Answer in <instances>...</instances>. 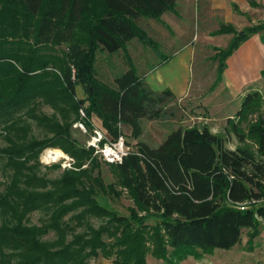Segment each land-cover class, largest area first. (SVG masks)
Instances as JSON below:
<instances>
[{
    "label": "trees",
    "instance_id": "16d2710c",
    "mask_svg": "<svg viewBox=\"0 0 264 264\" xmlns=\"http://www.w3.org/2000/svg\"><path fill=\"white\" fill-rule=\"evenodd\" d=\"M176 1L0 0V137L6 143L0 160L8 171L0 190V264H91L97 258L147 264L149 257L178 264L198 251L232 249L243 229L250 230L249 243L259 235L264 117L248 123L246 133L233 121L259 111L258 91L245 92L227 120L239 142L248 137L255 149L225 148L207 127H178L156 147L138 141L121 163L103 162L114 179L105 183L94 149L72 137L80 108L89 129L95 116L112 140L122 134L119 125L137 138L142 118L162 116V104L174 95L147 87L126 52L127 70L112 85L96 77L94 64L99 48L114 53L133 38L163 57L140 20L160 21ZM230 33L228 47L214 56L220 62L214 83L242 42L255 33L264 40V23L240 32L220 23L215 34ZM40 105L52 112H40ZM46 148L73 158V169L55 178L41 174L42 166L60 168L39 161ZM123 189L133 203L127 215L106 203ZM34 213L38 222L30 219Z\"/></svg>",
    "mask_w": 264,
    "mask_h": 264
},
{
    "label": "rangeland",
    "instance_id": "374dc122",
    "mask_svg": "<svg viewBox=\"0 0 264 264\" xmlns=\"http://www.w3.org/2000/svg\"><path fill=\"white\" fill-rule=\"evenodd\" d=\"M247 0L243 5H236V10L232 7L233 23L230 24L236 32H240L243 29L248 27H253L264 23V0ZM203 3L198 0L193 3H186L184 6H181V10L186 13L185 27L187 28V38L193 39V45L190 49L192 56V63L190 69L191 82L197 84L196 87L190 91L189 94L183 96L182 98H167L162 104V116L157 119H147L142 118L140 120L141 133L136 138L133 136L131 129L127 126H121V133L125 137L127 143L135 149V145L138 141H142L149 146L155 147L169 134L170 131L178 127H192L196 126L199 128L207 127L213 134L222 137L223 144L225 148L234 149L239 146H248L251 149H255L252 141L246 137L243 143H240L238 138L232 132L230 126L227 123L229 118H233L236 113V108H238L239 100L236 98H228L227 91H223L221 94H224L225 98L231 100V106L227 109L228 113L222 118L214 119L212 112L214 111V105L216 97L214 93L219 91V83H212L213 80L217 79V69L220 62L214 60V56L218 51L225 50L230 41L232 40L234 33L223 34L229 35L230 41L225 43L220 47H211L210 40L203 34V21L205 24H209V27L215 25V23L225 20L228 17V11L230 10V5H226L225 8H221L216 12H209L208 17L201 15L203 11ZM212 13H215L212 15ZM195 16V18H194ZM206 18V19H205ZM207 18H209L207 20ZM141 25H145V20H140ZM145 22V23H144ZM221 23V22H220ZM219 23V24H220ZM224 24V23H223ZM158 26V25H157ZM160 27V26H158ZM153 30V29H150ZM165 31V30H164ZM152 34V32L148 31ZM212 35H221V34H212ZM185 36V42L188 39ZM152 39L160 45L161 51L165 55H171L175 52L173 49L166 48L163 41L158 37H152ZM189 39V40H190ZM130 50H120L114 53H108L102 47L99 48L95 56V75L99 80L105 81V83L111 84L112 80L117 76H120L124 73V66L126 57L125 52L128 51L129 55L135 57V53L132 49L131 44L128 46ZM64 48V47H63ZM216 48V49H215ZM218 55V54H217ZM153 61H157L154 54L152 55ZM214 85V86H212ZM195 86V85H194ZM79 93H76L78 99L81 97H86L85 88L81 85H78ZM250 90L258 91L261 95V103L259 111L254 114H249L245 121L240 122L238 119H235V123L238 124L239 130L243 133L247 132L248 123L254 122L259 115L264 117V75L262 78L251 87ZM219 99V98H217ZM210 108L212 112L208 110ZM240 108V107H239ZM40 112L50 114L52 110L45 105H40ZM211 114H210V112ZM229 117L225 119V116ZM99 127V122L96 117L93 116L90 118ZM86 132L71 127V134L74 139L77 140L78 144L86 146L89 137L90 130L86 125ZM32 134H39V129L32 127ZM6 145L2 137H0V148ZM51 149V148H48ZM45 150V149H44ZM47 150V148H46ZM56 150V149H55ZM59 150V149H58ZM61 151V150H60ZM44 152L42 151L40 156ZM61 153H63L61 151ZM66 155L65 153H63ZM94 155L96 156L95 152ZM39 156V158H40ZM75 162V161H74ZM3 162L0 160V190L3 189L4 183L6 181V175L8 171H4ZM101 175L105 183L114 182L112 175L109 172L108 167L101 162ZM45 164V163H43ZM58 164V163H53ZM47 165V164H45ZM50 165V164H49ZM59 165V164H58ZM60 166V165H59ZM62 168L59 169H49L44 166L40 167V173L46 175L48 178H55L61 172ZM123 193L119 196H109L106 198V203L112 209H114L119 215H127V209L133 206V203L126 191L123 189ZM40 218L39 214H32L30 219L32 222H38ZM263 219H260V232L259 235L253 239L251 243L248 242V233L250 230L243 229L241 232L239 243L236 244L230 250L217 249L214 257L215 260L219 261V264H264V260H259L257 256H260V251L264 250V224ZM263 235V236H262ZM151 262V260H150ZM91 264H112L111 260H104L102 258L93 259ZM160 264V263H158ZM218 264V262H217Z\"/></svg>",
    "mask_w": 264,
    "mask_h": 264
},
{
    "label": "crops",
    "instance_id": "0c3cea01",
    "mask_svg": "<svg viewBox=\"0 0 264 264\" xmlns=\"http://www.w3.org/2000/svg\"><path fill=\"white\" fill-rule=\"evenodd\" d=\"M195 1L196 0H177L174 11L165 12L160 17V21L146 18L141 19L145 20L146 23L144 22L145 25L143 28L151 38L153 36L157 38L159 37L160 40L164 42L166 48L175 50V52L171 55H165L161 51L162 49L160 48L161 46L158 45V42V49L163 57H159L153 52L152 48L143 45L136 38H133L125 45L124 50L126 51V49L130 50L128 46L131 44L135 57L133 55H129L128 51L126 54L129 56L137 75L143 80L145 85L154 92L159 93L164 90H169L174 97L182 98L183 96L189 94L190 91H192V89L197 85L191 82L190 76L192 63L190 49L193 45V39L187 38V28L185 27L187 12L183 13L181 10V6H184L186 3H193L195 5ZM199 1H201L204 5L201 15L204 14L206 17H208L210 11L216 12L221 8H225L226 5H230L227 19H223L218 23L216 22L215 25L211 27H209V22L205 24L203 21V34L211 42L208 45L211 47L223 46L225 43L230 41V36L212 34H215L219 29L220 22L224 24L233 23L234 16L230 13H233L231 8L232 3L236 5H244L247 0H198V2ZM214 14L215 13H212V15ZM208 19L209 18H207V20ZM148 31L152 32V34L148 33ZM185 36L188 39L186 42ZM153 54L157 58V61H153ZM126 70L127 66L125 64L124 72ZM263 72L264 40H262L260 33H255L242 42L226 59L225 68L221 74V80L219 83V91L214 93V96L216 97L214 111L208 108L211 112L213 111L211 116H213L214 119L215 117L222 118L228 113L227 109L231 106V100H227L224 94H221L223 91H227L228 98H236L239 100L238 108L235 109L237 112L245 92L251 89V87L262 78ZM113 81L114 79L112 80L111 85L113 84ZM214 82L215 81L213 80L212 83ZM76 93H79L78 87H76ZM81 99H83V97H81ZM228 117L229 115L225 116V119ZM98 122L100 124V121ZM216 250L217 249H214L210 253H201V251H198L199 254L197 256H188L178 264H217V262L219 264V261L214 258L216 254L219 253H215ZM260 253L261 255L257 256V258L261 261L264 260V250L260 251ZM158 263L169 264L163 260H158L152 257L147 259V264Z\"/></svg>",
    "mask_w": 264,
    "mask_h": 264
},
{
    "label": "built area",
    "instance_id": "2783aa9c",
    "mask_svg": "<svg viewBox=\"0 0 264 264\" xmlns=\"http://www.w3.org/2000/svg\"><path fill=\"white\" fill-rule=\"evenodd\" d=\"M74 76V70H73ZM79 120L73 123L74 128H78L86 132V121L87 117L83 108L79 109ZM90 122V137L86 144V147L94 149L95 154L98 158L108 164H118L121 163L123 158L128 154L135 152L126 141L125 137L120 134L116 140H112L106 132H104L100 127H98L94 122ZM122 125H119L121 128ZM55 149L51 148L43 150V154L40 156L39 161L45 164L58 163L62 169H73L74 159L68 155L62 153V157L51 159L50 152Z\"/></svg>",
    "mask_w": 264,
    "mask_h": 264
},
{
    "label": "bare ground",
    "instance_id": "6f19581e",
    "mask_svg": "<svg viewBox=\"0 0 264 264\" xmlns=\"http://www.w3.org/2000/svg\"><path fill=\"white\" fill-rule=\"evenodd\" d=\"M50 157L51 159H53V157L54 158L62 157V153L59 150H54L50 152Z\"/></svg>",
    "mask_w": 264,
    "mask_h": 264
}]
</instances>
